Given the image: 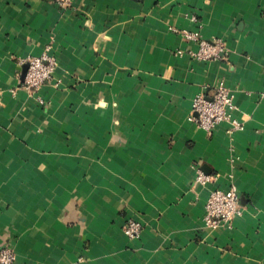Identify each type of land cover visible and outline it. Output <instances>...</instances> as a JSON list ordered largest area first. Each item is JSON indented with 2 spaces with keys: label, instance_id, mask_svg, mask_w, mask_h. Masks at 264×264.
Returning a JSON list of instances; mask_svg holds the SVG:
<instances>
[{
  "label": "crops",
  "instance_id": "obj_1",
  "mask_svg": "<svg viewBox=\"0 0 264 264\" xmlns=\"http://www.w3.org/2000/svg\"><path fill=\"white\" fill-rule=\"evenodd\" d=\"M168 25L222 39L227 57L176 55L196 46ZM43 53L54 74L26 90L23 61ZM219 80L242 130L187 119ZM230 182L241 214L206 227L210 191ZM7 246L12 264H264V0H0Z\"/></svg>",
  "mask_w": 264,
  "mask_h": 264
},
{
  "label": "built area",
  "instance_id": "obj_2",
  "mask_svg": "<svg viewBox=\"0 0 264 264\" xmlns=\"http://www.w3.org/2000/svg\"><path fill=\"white\" fill-rule=\"evenodd\" d=\"M53 1L61 8L68 7L73 2V0ZM187 16L192 22H197L196 14L191 13ZM168 30L179 35L185 43L196 46L195 49L188 50L176 48L174 53L178 56L186 53L191 58L199 61H216L228 55L229 49L222 39H206L202 37L199 29L189 30L188 28L168 25ZM25 63L27 64V69L21 86L26 90L37 89L41 84L50 80L57 66L56 59L46 53L40 56H30L23 61V64ZM233 101V92L224 84V81L219 80L214 85L210 96L198 93L193 97L187 119L208 133H211L221 122L228 123V132L242 130L244 127L243 122L232 114L235 110ZM196 181L204 184L210 181V177L198 173ZM240 214L239 195L232 182H230L226 190L215 188L210 191L205 203L203 216L206 227L211 229L223 225L231 227L234 218ZM141 228L142 224L138 220L130 218L123 225L122 230L129 239H136L140 235ZM13 259L14 255L10 247L7 246L0 250V264H12Z\"/></svg>",
  "mask_w": 264,
  "mask_h": 264
},
{
  "label": "water",
  "instance_id": "obj_3",
  "mask_svg": "<svg viewBox=\"0 0 264 264\" xmlns=\"http://www.w3.org/2000/svg\"><path fill=\"white\" fill-rule=\"evenodd\" d=\"M26 69H27V64L25 63V64H23V66H22V70H21V76H22V78H23L24 75H25Z\"/></svg>",
  "mask_w": 264,
  "mask_h": 264
}]
</instances>
